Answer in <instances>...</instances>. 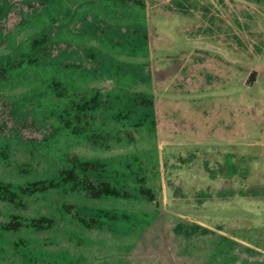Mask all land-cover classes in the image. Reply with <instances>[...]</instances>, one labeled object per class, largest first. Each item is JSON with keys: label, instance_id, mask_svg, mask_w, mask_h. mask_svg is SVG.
<instances>
[{"label": "rangeland", "instance_id": "374dc122", "mask_svg": "<svg viewBox=\"0 0 264 264\" xmlns=\"http://www.w3.org/2000/svg\"><path fill=\"white\" fill-rule=\"evenodd\" d=\"M119 87L155 134L72 111ZM0 264H264V0H0Z\"/></svg>", "mask_w": 264, "mask_h": 264}, {"label": "trees", "instance_id": "16d2710c", "mask_svg": "<svg viewBox=\"0 0 264 264\" xmlns=\"http://www.w3.org/2000/svg\"><path fill=\"white\" fill-rule=\"evenodd\" d=\"M144 29V28H142ZM37 38L33 37L30 40L22 43L23 46L30 45V50L37 44ZM123 42V41H122ZM121 44V43H120ZM124 45V44H123ZM102 72L109 75H120L121 65L113 59L105 58L102 66ZM146 95L138 92H126L122 87L114 88L111 90H104L94 88V90L88 94L85 99H76L77 101L72 105V111H75L76 117L78 113L93 112L99 103L105 98L108 100V112L112 121H116L122 130L130 132L132 129L134 132L143 131L142 128L148 127L151 132L148 135L156 133L157 125L152 115L151 110L147 107V102H151L150 98H146ZM69 128V127H68ZM75 132L74 126L71 128ZM128 135H118L119 139H125ZM154 145V143H153ZM157 148V142L155 143V150ZM123 158V161H119L116 167H119L120 172H124V175L130 176L134 180V187L139 192L140 196L154 200L156 191L151 184L147 181L149 176L155 179L157 176L160 179V163L158 155L154 156V150H144L137 152L136 154L127 155ZM83 169L87 172L92 170L93 172H117L113 163H100L96 162H81ZM132 180V181H133ZM133 187V186H132ZM114 190H109L105 185L98 195L111 194Z\"/></svg>", "mask_w": 264, "mask_h": 264}]
</instances>
